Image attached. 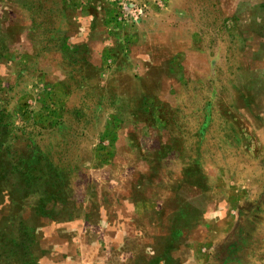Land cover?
I'll list each match as a JSON object with an SVG mask.
<instances>
[{
	"label": "rangeland",
	"instance_id": "rangeland-1",
	"mask_svg": "<svg viewBox=\"0 0 264 264\" xmlns=\"http://www.w3.org/2000/svg\"><path fill=\"white\" fill-rule=\"evenodd\" d=\"M0 264H264V0H0Z\"/></svg>",
	"mask_w": 264,
	"mask_h": 264
}]
</instances>
